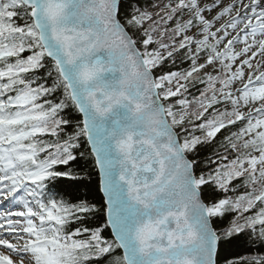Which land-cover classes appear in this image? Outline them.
<instances>
[{"label": "snow or ice", "instance_id": "1", "mask_svg": "<svg viewBox=\"0 0 264 264\" xmlns=\"http://www.w3.org/2000/svg\"><path fill=\"white\" fill-rule=\"evenodd\" d=\"M0 264H264V0H0Z\"/></svg>", "mask_w": 264, "mask_h": 264}, {"label": "trees", "instance_id": "2", "mask_svg": "<svg viewBox=\"0 0 264 264\" xmlns=\"http://www.w3.org/2000/svg\"><path fill=\"white\" fill-rule=\"evenodd\" d=\"M93 195H95V193H93Z\"/></svg>", "mask_w": 264, "mask_h": 264}]
</instances>
